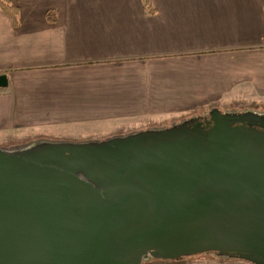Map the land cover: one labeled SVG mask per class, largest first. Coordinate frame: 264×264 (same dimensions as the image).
I'll list each match as a JSON object with an SVG mask.
<instances>
[{
    "label": "water",
    "instance_id": "obj_1",
    "mask_svg": "<svg viewBox=\"0 0 264 264\" xmlns=\"http://www.w3.org/2000/svg\"><path fill=\"white\" fill-rule=\"evenodd\" d=\"M209 117L206 127L182 123L104 143L0 148V264L202 253L264 264V116Z\"/></svg>",
    "mask_w": 264,
    "mask_h": 264
},
{
    "label": "crops",
    "instance_id": "obj_2",
    "mask_svg": "<svg viewBox=\"0 0 264 264\" xmlns=\"http://www.w3.org/2000/svg\"><path fill=\"white\" fill-rule=\"evenodd\" d=\"M9 1L18 23L0 8L1 148L63 137L47 129L264 114V0ZM27 133L38 137L5 145ZM208 254L196 264H253Z\"/></svg>",
    "mask_w": 264,
    "mask_h": 264
},
{
    "label": "rangeland",
    "instance_id": "obj_3",
    "mask_svg": "<svg viewBox=\"0 0 264 264\" xmlns=\"http://www.w3.org/2000/svg\"><path fill=\"white\" fill-rule=\"evenodd\" d=\"M242 109V107H240L239 109H233L232 111H220L221 113H243V111H240ZM264 116V114L262 115ZM209 117V113H204V114H188L186 116L183 117H179L176 119H172V120H168L166 123L162 124V125H151V122H142L141 123H137L135 126L133 127H125L122 129H113V130H109V129H97V130H86V129H82L79 127H70V128H66V129H58V130H50L47 129L48 131H45L46 133L49 132H53V133H57L58 135H61L63 137H45V139L51 140V143H61V142H71V143H104L113 139H119V138H124L128 135H132V134H136V133H140L143 131H148L149 129L151 130H155V129H161V128H171L173 125H179L182 123H194L197 120H200L201 122H204L206 120H208ZM264 120V118H262ZM38 137L37 135H33V134H23L22 136L19 137H14V139H11L9 141L11 142H6L5 145H10V143H12L13 141L16 140H27V139H32ZM29 139V140H30ZM22 142V141H21ZM28 142V141H27ZM12 146H9L7 148H10ZM45 147V146H42ZM41 148V147H40ZM25 150V149H23ZM32 158H35L36 156H29ZM216 254V253H215ZM218 255V254H217ZM157 258L151 256V255H147L146 257H144L142 264H158L160 263L159 261L161 260H155ZM215 256L214 254H208V253H202V254H196V255H192L189 257H184L181 258L180 260H176L173 261L169 264H196V263H203V262H207V261H211L214 260Z\"/></svg>",
    "mask_w": 264,
    "mask_h": 264
},
{
    "label": "trees",
    "instance_id": "obj_4",
    "mask_svg": "<svg viewBox=\"0 0 264 264\" xmlns=\"http://www.w3.org/2000/svg\"><path fill=\"white\" fill-rule=\"evenodd\" d=\"M144 1H148V0H144ZM0 8L3 11H5L12 18L13 24L17 25V23H18V20H17L18 6L11 3L9 0H0ZM47 19L53 20L52 18L49 17L48 14H47ZM173 126H175V125H173ZM162 129H165V128L155 129V130H162ZM49 142L51 143L52 141L45 139V138H36V139L30 140L28 142H25V143H22L19 145H14L10 148H3V149L14 152V151H19V150L31 148L37 144L49 143Z\"/></svg>",
    "mask_w": 264,
    "mask_h": 264
},
{
    "label": "flooded vegetation",
    "instance_id": "obj_5",
    "mask_svg": "<svg viewBox=\"0 0 264 264\" xmlns=\"http://www.w3.org/2000/svg\"><path fill=\"white\" fill-rule=\"evenodd\" d=\"M198 122H200V123H201V121H200V120H197V121H195V122H194V123H192V124H195V123H198ZM207 125H209V124H207V123H206V121L202 122V126L206 127ZM149 130H151V129H149Z\"/></svg>",
    "mask_w": 264,
    "mask_h": 264
}]
</instances>
